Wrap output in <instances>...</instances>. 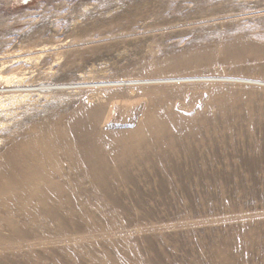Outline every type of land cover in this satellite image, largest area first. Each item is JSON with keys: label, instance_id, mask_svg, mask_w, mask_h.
<instances>
[{"label": "rangeland", "instance_id": "1", "mask_svg": "<svg viewBox=\"0 0 264 264\" xmlns=\"http://www.w3.org/2000/svg\"><path fill=\"white\" fill-rule=\"evenodd\" d=\"M263 9L264 0H0V66H9L3 74L15 75L0 87L16 88L0 94V167L1 156L26 136L53 132L67 139L68 123L95 95L101 98L97 106L111 108L107 123L118 121L123 88H77L82 83L180 76L264 84ZM40 85L68 89L44 94L30 89ZM190 86L160 84L135 92L143 94L140 99H149L152 90L178 92L175 98L191 101ZM199 87L198 100H241L248 111L234 105L236 121L199 129L200 139L177 156L182 175L189 177L162 171L170 179L163 193L158 175L141 176L140 194L128 184L115 192L118 204L97 201L93 211L84 200L83 212L103 219L101 232L21 250L4 232L9 239L0 240V264H264V87ZM12 96L23 102L12 107L6 100ZM215 113V107L207 110L208 116ZM40 144L42 151L46 144ZM49 144L61 149L54 140ZM190 152L195 159L186 162ZM76 162L84 171L81 160ZM68 167L61 162L58 171L70 174ZM142 207L153 213L140 221L144 224L125 220L128 214L140 217ZM239 212L243 215L230 219ZM155 218L161 224L152 225Z\"/></svg>", "mask_w": 264, "mask_h": 264}, {"label": "bare ground", "instance_id": "2", "mask_svg": "<svg viewBox=\"0 0 264 264\" xmlns=\"http://www.w3.org/2000/svg\"><path fill=\"white\" fill-rule=\"evenodd\" d=\"M259 12L264 13V9ZM7 67L9 66H5V63L0 66V81L4 80L6 86L11 81V77L15 76L3 74ZM165 79L152 82L140 80L103 84L93 82L86 85L87 87L82 83L77 88H92L96 91L112 87L123 88L122 95L118 97L121 105L118 108L119 119L116 123L111 125L107 123L111 108L105 110L106 107L97 106L101 98L95 95L87 102L84 112L75 114L68 123L67 139L64 140L57 133L52 132L48 136L36 135L31 139L26 136L12 144L10 151L1 156L3 168L0 167V240H8L9 238L3 233L9 232L16 241L17 250H21L22 247L32 248L35 244L67 242V239L80 238L89 231H104L105 223L101 217H92V214L83 212L84 200L93 204L90 209L86 208L88 211L99 208L97 201L109 200L106 202L116 205L118 198L115 192L129 184L135 189L134 192L138 193L136 191L139 189L138 178L147 174L158 175L162 192L166 193L165 188H168L170 179L166 175H161L162 171L171 170L178 176L189 177V173L182 175L183 160L177 156L181 152H188L191 144L198 141L199 132L217 124L226 125L236 121L239 113L235 112L234 107L241 108L240 112L248 111L247 104L241 100H224L221 97V100L218 98L211 103V99L208 101L205 97L203 100H198L202 96L199 85L243 83L264 87L261 82L236 80L233 77L175 76ZM160 84L192 85L194 99L189 101V97L188 101L179 100L180 98L174 97L179 95L178 92L171 94L164 90H152L149 92V99H140L143 94L138 91ZM13 89L16 88H11L9 91L3 88L0 94L12 93ZM30 89L44 94L66 90L68 87L40 85ZM18 90H20L18 92L31 91ZM114 98L110 97L107 100L111 101ZM6 100H9L12 107L23 102L20 96L6 97ZM197 102L201 104L198 105ZM135 104L139 107H133ZM1 106L3 100L0 101ZM210 107L216 108L215 115H207ZM187 113L194 115L188 117ZM247 120L255 123L251 116H247ZM216 133L214 129L210 131V135L218 139L219 135ZM51 140L58 142L61 149L57 150L50 145ZM40 143L46 144V148L42 151L36 147L41 145ZM78 159L81 160L84 171L77 164ZM194 159L195 154L190 152L184 160L191 162ZM61 162L69 166L70 174L58 171ZM6 167L9 170H6ZM49 169L53 171L49 172ZM133 169L138 175L133 173ZM83 193L91 196L89 201L82 195ZM138 204L143 206L140 200ZM139 211H141L140 217L136 220L130 214L125 216V220L144 224L140 222L142 219L146 220L153 216L151 209L142 207ZM242 215V212H239L238 215L230 216V219ZM111 219L118 221L114 216H111ZM156 220L158 219L153 220L152 225L161 224Z\"/></svg>", "mask_w": 264, "mask_h": 264}]
</instances>
